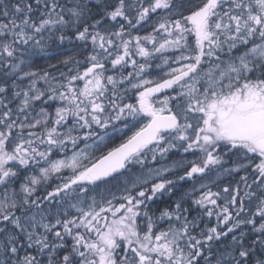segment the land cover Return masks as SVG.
I'll use <instances>...</instances> for the list:
<instances>
[{"label":"snow or ice","instance_id":"6c2138e0","mask_svg":"<svg viewBox=\"0 0 264 264\" xmlns=\"http://www.w3.org/2000/svg\"><path fill=\"white\" fill-rule=\"evenodd\" d=\"M0 264H264V0H0Z\"/></svg>","mask_w":264,"mask_h":264}]
</instances>
